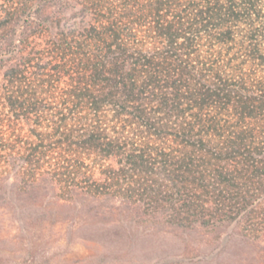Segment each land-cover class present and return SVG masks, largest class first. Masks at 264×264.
Segmentation results:
<instances>
[{
  "label": "trees",
  "instance_id": "16d2710c",
  "mask_svg": "<svg viewBox=\"0 0 264 264\" xmlns=\"http://www.w3.org/2000/svg\"><path fill=\"white\" fill-rule=\"evenodd\" d=\"M73 1L52 29L50 0H0V204L143 202L264 249V0Z\"/></svg>",
  "mask_w": 264,
  "mask_h": 264
},
{
  "label": "rangeland",
  "instance_id": "374dc122",
  "mask_svg": "<svg viewBox=\"0 0 264 264\" xmlns=\"http://www.w3.org/2000/svg\"><path fill=\"white\" fill-rule=\"evenodd\" d=\"M79 10L73 0H50L45 13L57 29V21H88ZM98 208L34 224L25 219L36 208L0 204V264H264V249L236 236L239 227H180L165 211L136 201L102 198Z\"/></svg>",
  "mask_w": 264,
  "mask_h": 264
}]
</instances>
